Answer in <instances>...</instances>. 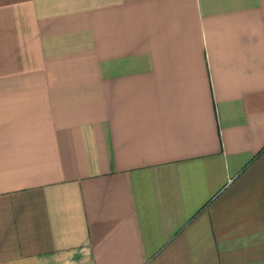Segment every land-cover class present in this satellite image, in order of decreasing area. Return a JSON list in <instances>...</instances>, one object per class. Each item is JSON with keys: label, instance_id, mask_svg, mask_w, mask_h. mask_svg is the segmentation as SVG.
I'll return each instance as SVG.
<instances>
[{"label": "crops", "instance_id": "0c3cea01", "mask_svg": "<svg viewBox=\"0 0 264 264\" xmlns=\"http://www.w3.org/2000/svg\"><path fill=\"white\" fill-rule=\"evenodd\" d=\"M0 264H264V0H0Z\"/></svg>", "mask_w": 264, "mask_h": 264}]
</instances>
